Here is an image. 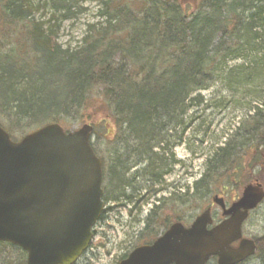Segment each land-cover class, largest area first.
<instances>
[{
    "label": "trees",
    "instance_id": "1",
    "mask_svg": "<svg viewBox=\"0 0 264 264\" xmlns=\"http://www.w3.org/2000/svg\"><path fill=\"white\" fill-rule=\"evenodd\" d=\"M51 1L68 17V0ZM34 2L0 0V125L19 140L46 124L69 130L80 125L76 119L87 122L88 113L94 119L102 115L101 125L118 132L100 135L96 127L93 147L104 162V200L117 207L136 203L141 209L164 183L172 170L168 153L184 143L180 136L171 140L189 107L198 106L196 92L215 77L232 89L245 86L251 75L264 81V0H101L104 22L89 24L74 49L59 45L57 32L37 20ZM240 58H247L242 66L228 68L226 78L219 74L228 61ZM260 101L249 111L245 140L230 139L207 158V173L193 186L198 193L157 199L152 216L164 205L200 209L209 184L222 180V172L229 176L218 184L231 186L240 170L264 167ZM240 151L250 157L247 166L243 156L237 162ZM169 225L164 220L150 236ZM26 261L21 248L0 242V264Z\"/></svg>",
    "mask_w": 264,
    "mask_h": 264
},
{
    "label": "water",
    "instance_id": "2",
    "mask_svg": "<svg viewBox=\"0 0 264 264\" xmlns=\"http://www.w3.org/2000/svg\"><path fill=\"white\" fill-rule=\"evenodd\" d=\"M93 127L66 132L49 124L15 142L0 126V242L27 254V264H74L93 239L101 217L104 169L91 145ZM264 199L260 184L248 186L242 199L214 228L210 210L186 228L172 225L152 245L135 249L120 264H239L255 253L242 240L250 210Z\"/></svg>",
    "mask_w": 264,
    "mask_h": 264
},
{
    "label": "rangeland",
    "instance_id": "3",
    "mask_svg": "<svg viewBox=\"0 0 264 264\" xmlns=\"http://www.w3.org/2000/svg\"><path fill=\"white\" fill-rule=\"evenodd\" d=\"M68 2L72 11H70L68 17H64L66 11L61 10L59 12L55 8L53 9L54 6L51 0H35L34 5L36 4L37 9H40L35 16L37 20L45 22L47 27H51L57 32L59 45L64 48L74 49L82 44L89 24L104 22V19L99 16L102 2L101 0H68ZM250 54H254V52ZM117 58L119 59V57ZM245 59L247 60V58H240L228 61L219 74L226 78V74H229L228 68L242 66ZM253 78L254 76L251 75L245 86L236 84V87L232 89L224 80L221 81L219 77H215L214 81L211 80L208 83V87L205 90H200L194 94V97L200 96L198 106L189 107L187 116L184 118V125L178 128L177 132H174L175 135L171 140L172 142L179 140L178 136L184 140L183 144L174 146L175 148L171 150V155L168 153L167 157L169 158V164L171 163V172L164 176L163 184L154 188L157 193L147 203H144L141 209L136 208V203H134L121 209L113 207L106 212L104 222L96 228V237L93 243L94 249H96L94 253L96 256L90 264H117V258L128 254L142 243L154 240L156 236L152 238L150 234L157 232V226L163 220H169L170 223H174L177 218L183 217L186 220L185 223L191 224L210 205L209 201L213 191L224 187L223 183H218L225 178L226 180L228 179V172H222V180L217 178L213 184H209L214 189L212 191V188H210L211 192L204 197L205 200L201 203L200 209H197L194 204L190 207L186 206L184 210H182V207L176 210L180 206L179 204L175 209L164 205L161 212L157 213V217L151 216L149 218L148 228H145L144 219L149 217V212L157 199L169 198L171 194L178 196L177 198L190 199L193 194L198 193L197 191L196 193L192 191L195 182L207 173V158L230 139L245 140V128L250 120L249 111L258 103H261V99L264 100V97H261V93L264 94V89L261 87L262 83L264 85V81ZM79 114L82 113L80 112ZM84 116H88L86 118L87 122L93 123L94 126L96 125L95 129L96 127L98 128L100 135H106L110 130L113 135L118 132L110 124L105 127L101 125L99 120L102 115L99 118L97 117V119L93 118V113H88ZM89 117L92 119H89ZM1 120L5 123L9 121L7 117ZM73 123L80 124L77 126L73 125L72 128L77 129L82 125L83 121L76 119ZM236 132L239 134L235 136ZM105 147L106 145H103L102 151H104ZM246 153L249 156L253 155L250 151ZM242 156L245 157V166H247L250 157L246 156L245 152L242 153L240 151L238 153L237 162L242 161ZM173 161L176 163L172 165ZM138 168L135 167L136 170H142L144 166ZM255 169L250 167L247 171L240 170L230 188L238 187L240 189L242 188L240 185H243V181L245 184L246 180L247 183L256 180V182L259 181L264 185V167ZM260 169L263 174L258 178ZM138 182L141 183V181ZM243 189L240 191H243ZM185 193L188 194V197H182L186 195ZM113 205V202H106V209L109 210L108 208ZM215 209L219 211L217 207ZM247 229L254 236L264 235V204L251 218L247 224ZM150 238L152 240L149 241L148 239ZM211 264L216 263L212 262Z\"/></svg>",
    "mask_w": 264,
    "mask_h": 264
},
{
    "label": "flooded vegetation",
    "instance_id": "4",
    "mask_svg": "<svg viewBox=\"0 0 264 264\" xmlns=\"http://www.w3.org/2000/svg\"><path fill=\"white\" fill-rule=\"evenodd\" d=\"M254 182H256V180ZM244 187L246 188L245 185L242 186V188H244ZM242 188H240V189L238 187H231L230 188L229 185H226V186L222 187L220 190L213 191V194L211 195V199L209 201L210 205L207 207V208L211 209L212 217L214 220L213 227L230 217V215L226 216L225 212L230 210L233 207V205H235L237 202L240 201V199L243 195V192L245 190V188H244L243 191H240V190H242ZM263 204H264V200L262 201V203H260L258 205L257 208L249 211L248 218L244 221L243 230H242V233H243L242 238L248 239V240H253L255 242V245H256V251H255V254L253 256L248 257L245 261H243L242 263H239V264H264V235L263 236H254L253 233L247 229V224L250 222V220L254 216V214L261 209ZM215 207H217L219 209V211L216 210ZM106 212H108L107 209H106V211L104 210L102 218L98 222V224L96 225V228H97V226L101 225L102 222H104V220L106 218ZM163 222H164V220H163ZM163 222L160 224L162 225ZM145 224H146L145 228L147 229L149 222L145 221ZM165 228H166L165 226H162L160 228V230H164ZM94 234H95L94 235V240H95L96 229L94 230ZM94 240L92 241V243L90 244L88 249L85 251L83 256L80 258L78 263H76V264H90L91 263L92 259L96 256V254H94L95 250H96V249H94V246H93ZM150 240H152V239H150ZM155 240H156V238L153 240V242ZM153 242L142 243V244L138 245L137 247L142 246L144 244H151ZM233 246L235 248L239 247L240 241L233 243ZM127 257H128V255L126 254V255L122 256L121 258H117L116 263L120 264ZM212 262L217 263V257L212 258Z\"/></svg>",
    "mask_w": 264,
    "mask_h": 264
}]
</instances>
